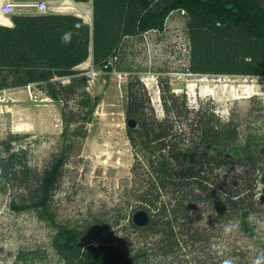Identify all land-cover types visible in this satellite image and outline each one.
Wrapping results in <instances>:
<instances>
[{"label": "trees", "instance_id": "1", "mask_svg": "<svg viewBox=\"0 0 264 264\" xmlns=\"http://www.w3.org/2000/svg\"><path fill=\"white\" fill-rule=\"evenodd\" d=\"M92 8V24L68 12L16 13L13 25L0 23V90L38 83L65 104L63 146L42 173L13 150V138L0 140L7 151L3 155L0 148V190L15 184L27 188L20 202L12 200L17 209L49 212L68 152L76 139L87 135L82 125L96 107L85 90L88 76L77 67L92 56L94 65L112 69L110 59L118 55L125 37L163 31L170 14L183 10L188 16L191 72L264 75V0H92ZM62 77L70 81L64 84ZM135 82L129 84L126 113L137 126L129 127L128 135L136 156L142 151L147 159L143 197L148 211L153 210L142 229L161 232L168 240L190 233L197 238L188 220L205 201L221 219H239L245 233L258 238L251 219L258 200L256 173L263 169V159L257 157L260 139L248 137L239 145L234 120L223 119L213 107L190 106L186 93L171 91L168 85L162 88L164 114L159 117ZM78 91L79 110L73 111L68 108L70 94ZM227 171L236 175L229 178ZM179 219L184 224L176 230ZM60 234L64 241L59 251L67 264H137L119 249L108 254L89 244L83 250L75 233L64 229Z\"/></svg>", "mask_w": 264, "mask_h": 264}, {"label": "rangeland", "instance_id": "2", "mask_svg": "<svg viewBox=\"0 0 264 264\" xmlns=\"http://www.w3.org/2000/svg\"><path fill=\"white\" fill-rule=\"evenodd\" d=\"M44 1L48 13L69 8L66 0ZM16 8L24 11L13 14L41 13L34 7ZM187 21L183 10H175L165 30L125 37L118 55L110 59L112 69L94 65L92 56L77 67L88 76L85 90L96 104L91 120L82 125L87 135L76 139L68 152L48 213L12 205L14 198L20 202L27 188L15 184L0 190V264H67L58 246L64 241L60 234L64 229L76 234L83 250L89 244L108 254L119 249L137 264H264V199L260 197L264 192V75L191 72ZM60 80L67 84L70 77ZM132 80L139 81L135 83L159 117L164 114L162 88L168 85L171 91L186 93L190 106L213 107L223 119L234 120L239 145L246 144L248 137L260 139L257 157L263 159V169L256 173L258 200L251 219L258 238L245 233L239 219H221L223 215L205 201L198 203L188 220L197 238H190V233L168 240L163 233L145 231L134 223L135 211H148L143 197L148 165L142 151L136 156L128 135ZM31 84L0 90V140L13 138V150L42 173L62 149L65 104L38 83ZM70 96L68 108L78 111L79 91ZM225 175L230 178L236 173ZM183 224L177 220L175 229Z\"/></svg>", "mask_w": 264, "mask_h": 264}, {"label": "crops", "instance_id": "3", "mask_svg": "<svg viewBox=\"0 0 264 264\" xmlns=\"http://www.w3.org/2000/svg\"><path fill=\"white\" fill-rule=\"evenodd\" d=\"M6 1L17 2V0H0V7ZM66 2L69 3V8H66L67 10H63V12L78 14V15L82 16L86 21H88V22L91 21L92 22L91 19H88L87 16H85L82 13V11L84 9L92 6V0H89V1L66 0ZM23 7H27V6H23ZM60 7H65V6H60ZM73 7H76L77 9H75ZM79 8H81L82 10H80ZM18 9H20V8H16L15 10L18 11ZM20 10H22V9H20ZM22 11H24V10H22ZM16 13H22V12H16ZM35 13H37V12H28V13L26 12V14H35ZM12 15H13V13L12 14H4L0 10V23L1 24H5V25H13ZM32 85H35V84L32 83L31 86ZM14 88H17V87H14ZM18 88H22V86L18 87ZM6 89H8V88H6Z\"/></svg>", "mask_w": 264, "mask_h": 264}, {"label": "built area", "instance_id": "4", "mask_svg": "<svg viewBox=\"0 0 264 264\" xmlns=\"http://www.w3.org/2000/svg\"><path fill=\"white\" fill-rule=\"evenodd\" d=\"M17 6L34 7L41 13H48V5L44 0H36L33 2H25V3L6 1L1 5L0 10L4 14H12L15 13V8ZM84 11L86 13V16H91L90 19L92 20V14H93L92 6L86 8ZM122 76L123 75L121 74V77Z\"/></svg>", "mask_w": 264, "mask_h": 264}, {"label": "water", "instance_id": "5", "mask_svg": "<svg viewBox=\"0 0 264 264\" xmlns=\"http://www.w3.org/2000/svg\"><path fill=\"white\" fill-rule=\"evenodd\" d=\"M128 125L130 128L137 125V120L135 118L128 119ZM133 221L139 227H145L149 225L151 221V215L146 209H139L133 214Z\"/></svg>", "mask_w": 264, "mask_h": 264}, {"label": "bare ground", "instance_id": "6", "mask_svg": "<svg viewBox=\"0 0 264 264\" xmlns=\"http://www.w3.org/2000/svg\"><path fill=\"white\" fill-rule=\"evenodd\" d=\"M88 18L90 19V16H88Z\"/></svg>", "mask_w": 264, "mask_h": 264}]
</instances>
